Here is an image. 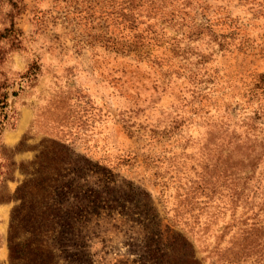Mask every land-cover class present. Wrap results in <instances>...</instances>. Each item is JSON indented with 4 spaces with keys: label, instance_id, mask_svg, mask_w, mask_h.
<instances>
[{
    "label": "rangeland",
    "instance_id": "rangeland-1",
    "mask_svg": "<svg viewBox=\"0 0 264 264\" xmlns=\"http://www.w3.org/2000/svg\"><path fill=\"white\" fill-rule=\"evenodd\" d=\"M124 1L0 0V34L10 24L21 32L19 44L0 41V86L18 93L9 105L25 127L0 151L6 178L16 175L18 187L21 170L33 174L47 142L78 156L42 159L70 161L77 177L71 229L59 238L76 256L59 248L58 264H143L155 231L168 244L187 238L201 262L232 245L249 216L228 196L241 173L251 176L252 147L261 159L245 187L264 181V91L254 89L264 73V0H142L128 16ZM33 213L18 216L17 244L45 239ZM4 244L0 264H9Z\"/></svg>",
    "mask_w": 264,
    "mask_h": 264
},
{
    "label": "trees",
    "instance_id": "trees-1",
    "mask_svg": "<svg viewBox=\"0 0 264 264\" xmlns=\"http://www.w3.org/2000/svg\"><path fill=\"white\" fill-rule=\"evenodd\" d=\"M141 1H124L123 9L126 15L128 16L134 6ZM20 35L21 32L15 28L14 24H10L0 34V41L8 40L14 44H19ZM120 48L131 51L129 45H120ZM32 68H29L20 78H30L33 76L35 73L32 71ZM8 88L9 85L0 86V151L8 148L3 142V133L14 130L20 117L19 111L9 105V97L16 98L18 93L13 91V89L9 91ZM254 89L264 91V73L257 76ZM41 146L42 150L35 156L34 161L31 162L33 165L37 164L39 167L35 169L33 174L24 170L20 171L25 176V180L16 188L14 196L13 194L11 196L7 195L3 188V182L13 180L14 174L11 179L6 178L8 176L7 168L4 165L5 160L2 159L3 153L0 152V202L12 200L19 203V205L13 206L9 219L7 232L9 264H15L18 260L22 264H58L57 258H59V255H57V252L59 248H62L65 253H70L71 257L76 256V254L68 251L71 247L67 243L59 240L61 235H65L71 229L68 219L75 206H73V202L69 201L75 196L73 191L77 187L75 171L69 167L70 161L66 160L67 162L64 165L60 161L44 164L42 159L47 157V155L64 157L65 159H69L70 156L76 158L78 156L68 149V147L56 141L47 142L45 145L41 144ZM261 153L262 151L256 149V147L250 148L246 157V161H248L246 167L248 170H253L251 176L247 173H241L240 179L243 181V184L237 183L235 180L234 189H231V193L228 196L234 207V211L240 202L243 203L244 209L248 207L249 216L241 221V225L235 232L240 233L236 237L239 240L238 243H235L237 240H235L236 238L233 235L232 239L235 241H232V245L219 250L221 253L212 250L200 262L195 258L193 245L187 238L178 233L175 234L176 237H171L167 240L168 244L162 241L161 234L155 231L149 234L150 241L147 243L146 254L142 258L143 264H202V261H206V259L209 260V264H242L247 262L250 264H264V181H255L252 189H246L245 187V182L252 183L254 180V170L261 159ZM14 154L16 155V152ZM12 165L15 166V164ZM34 174H37L38 178L33 179L32 176ZM2 189L4 193L3 198L1 197ZM107 189L113 190L109 187ZM92 191L94 197H96L95 199H97V192L95 190ZM52 194L56 195L59 200L54 201L52 198L49 199V196ZM94 205L95 208H101L95 201ZM109 208L113 210V206ZM34 209L41 215V230L43 231L39 230V228L37 230L44 235L45 239H28L23 241L22 244H17L14 240V225L17 218L18 216H24V214L27 215L28 212L31 213L32 217H35L33 213ZM61 215H65V223L62 226L57 223ZM234 223V215L232 214L231 222L224 227L223 232L218 237L220 239L224 238L227 234L226 231ZM49 234H56L55 240H50L48 238ZM59 243L60 247H58ZM163 247H166L168 252L163 250Z\"/></svg>",
    "mask_w": 264,
    "mask_h": 264
},
{
    "label": "crops",
    "instance_id": "crops-1",
    "mask_svg": "<svg viewBox=\"0 0 264 264\" xmlns=\"http://www.w3.org/2000/svg\"><path fill=\"white\" fill-rule=\"evenodd\" d=\"M21 121L19 120L16 128L12 131H5L3 133V142L5 143L6 146L9 147H14L17 145L23 136L25 132V127L23 130H19ZM21 158V157H20ZM13 180H7L3 182V188L7 195L11 196L15 192V188L18 185V180L16 175ZM13 201L12 200H4L0 202V252L1 254L5 253V241L7 238V232H8V227H9V219H10V214L11 210L13 208Z\"/></svg>",
    "mask_w": 264,
    "mask_h": 264
}]
</instances>
